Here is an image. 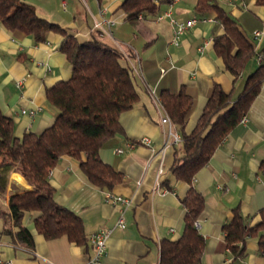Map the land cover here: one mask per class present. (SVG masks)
Returning <instances> with one entry per match:
<instances>
[{"label":"crops","instance_id":"0c3cea01","mask_svg":"<svg viewBox=\"0 0 264 264\" xmlns=\"http://www.w3.org/2000/svg\"><path fill=\"white\" fill-rule=\"evenodd\" d=\"M24 1L33 4L38 15L60 24L82 41L98 35L93 27L100 17V8L104 7V16L114 20L113 35L98 36L124 54V64L132 63L140 68L143 78L135 75L139 98L132 108L120 114L122 131L107 138L99 150L100 158L121 173V180L110 189L100 188L90 182L79 160L71 156L60 157L49 172L55 199L80 217L86 240L76 243L65 235L47 239L35 228L38 212L25 211L21 224L32 235V245H27L18 240V227L13 220L0 216V260H11L13 264H90L93 254L90 235L108 226L112 231L103 264H157L161 239H175L182 232L185 214L182 198L194 186L204 197V208L196 220L198 232L205 241L203 264H264V253L259 247V235L264 230L248 235L244 256L235 259L227 248L222 230L236 208L250 226L261 221L264 82L243 115L246 123L239 121L191 183L176 179L171 172L181 143L172 141L168 124L160 121L165 110L154 103L146 88L147 85L155 88L158 94L161 90L176 94L181 89L189 94L192 106L184 130L190 132L215 84L233 97L242 90L246 79L243 73L255 55L248 59L238 76L233 75L214 45V38L224 34L225 28L213 13H198L197 0H160L155 14L140 15L134 24L125 19L120 7L122 0ZM216 2L236 21L252 48L261 50L264 0ZM169 7L178 19L196 15L207 20H198L175 45L171 42L169 17L157 18ZM256 29L263 30L259 39L253 38ZM62 40L60 33L50 31L43 41L37 42L32 35L9 30L0 23V108L13 119L14 133L18 137L26 131H43L57 115L46 90L71 76L70 65L60 49ZM172 132L181 136L176 124ZM143 136L149 137V145L139 142ZM118 148L121 151H117ZM5 159L0 155V171L6 177L0 205L8 210L11 195L35 188L19 167L4 166ZM105 190L131 200L124 211L122 228L116 225L120 206L105 200Z\"/></svg>","mask_w":264,"mask_h":264},{"label":"trees","instance_id":"16d2710c","mask_svg":"<svg viewBox=\"0 0 264 264\" xmlns=\"http://www.w3.org/2000/svg\"><path fill=\"white\" fill-rule=\"evenodd\" d=\"M159 2L122 0L120 7L125 19L134 24L140 15L155 14ZM195 9L202 15L213 13L224 26L225 33L214 38V45L225 67L238 76L257 51L216 0H197ZM0 23L9 30H21L32 35L37 42L43 41L50 31L60 33L63 36L60 49L71 68L69 79L61 80L46 90L47 99L56 108L57 115L43 131H26L20 137L16 136L13 119L0 108V155L6 158L4 166L19 167L35 188L11 195L8 210L0 205V216L13 220L18 227V240L27 245H32V235L21 224L25 211L38 212L34 225L45 238L65 235L70 241L82 243L86 240L82 221L55 199L49 171L60 157L71 156L79 160L90 182L100 188L110 189L121 180V173L100 158L99 150L107 138L122 131L120 114L138 101L135 73L129 64L123 63L124 54L97 34L82 41L60 24L38 15L35 6L24 0H0ZM235 47L237 49L232 53ZM259 52L264 53V46ZM262 61L246 77L244 87L235 97L215 84L190 132H186L184 127L192 106L191 96L183 89L176 94L167 90L159 92L165 111L181 132L180 148L171 166L176 179L191 183L247 113L264 82ZM5 185L6 177L0 171V192L4 191ZM182 203L185 207L182 232L175 239H161L157 264H203L205 241L198 232L196 220L204 208V197L191 186ZM261 215V221L250 226L236 208L232 218L223 224L226 245L234 259L244 256L248 235L264 230V209ZM259 247L264 253V233L259 235Z\"/></svg>","mask_w":264,"mask_h":264},{"label":"built area","instance_id":"2783aa9c","mask_svg":"<svg viewBox=\"0 0 264 264\" xmlns=\"http://www.w3.org/2000/svg\"><path fill=\"white\" fill-rule=\"evenodd\" d=\"M159 1V0H156ZM105 13V8H100L99 14L100 17L98 20L95 21L94 23V29L97 31L98 35L103 36V35H108L112 36V26L114 24V20L110 18H106L104 16ZM164 16L169 17V21L172 24V40L171 42L173 44H178L181 35L190 27L194 26L198 20H207V18H200L199 16H192L189 19L186 20H181L178 19L177 17L172 15L171 8L169 7L167 10H165L163 13H160L157 18H163ZM263 33L262 29H256L253 32V38L254 39H259ZM264 54L262 52L257 51L255 55V59L258 62H261L263 59ZM133 72L135 73L136 76L140 77L141 79L143 78L142 72L140 71V68L135 66L134 64H130ZM148 94L150 95L151 99L154 101V103L160 107H163V104L161 102L160 96L155 90V88H152L150 86H146ZM165 110V109H164ZM163 124H168L169 126V135L172 138V141L174 143H179L181 141V136L176 133L172 132V128L174 127V123L172 122L170 116L167 114L165 111V115L161 118L160 120ZM247 118L246 116H242L240 119V122L246 123ZM140 143L143 144H150V139L147 136H143L139 140ZM134 142L131 143V146H134ZM117 151H121L120 148L117 149ZM50 172V171H49ZM104 198L106 201L111 202L113 204H118L119 207V216L116 221V225L120 228L124 226L125 222V217H124V211L127 206L130 205V199L124 196H121L119 194L113 193L111 190H105L104 191ZM112 231L111 227L104 226L99 228L98 230L94 231L90 235V242L92 244L93 248V254L90 258V264H103V256L106 253V248H107V240ZM0 264H13L11 260H0Z\"/></svg>","mask_w":264,"mask_h":264},{"label":"rangeland","instance_id":"374dc122","mask_svg":"<svg viewBox=\"0 0 264 264\" xmlns=\"http://www.w3.org/2000/svg\"><path fill=\"white\" fill-rule=\"evenodd\" d=\"M257 60L253 59L250 61V63L248 64V66L246 67L243 75L245 74V78L248 76V74L253 71V69L256 67V65L259 63L256 62Z\"/></svg>","mask_w":264,"mask_h":264}]
</instances>
